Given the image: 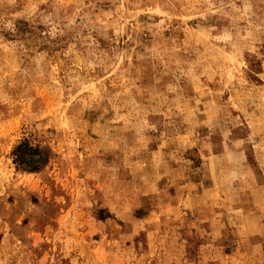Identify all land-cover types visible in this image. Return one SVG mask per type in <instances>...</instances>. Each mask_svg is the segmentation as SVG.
Instances as JSON below:
<instances>
[{
  "label": "rangeland",
  "instance_id": "1",
  "mask_svg": "<svg viewBox=\"0 0 264 264\" xmlns=\"http://www.w3.org/2000/svg\"><path fill=\"white\" fill-rule=\"evenodd\" d=\"M0 264H264V0H0Z\"/></svg>",
  "mask_w": 264,
  "mask_h": 264
},
{
  "label": "trees",
  "instance_id": "2",
  "mask_svg": "<svg viewBox=\"0 0 264 264\" xmlns=\"http://www.w3.org/2000/svg\"><path fill=\"white\" fill-rule=\"evenodd\" d=\"M15 162L19 166H23L28 170L37 171L42 166L47 164L48 156L42 154V151L38 148L30 147L28 144L23 143L19 145L15 151Z\"/></svg>",
  "mask_w": 264,
  "mask_h": 264
}]
</instances>
